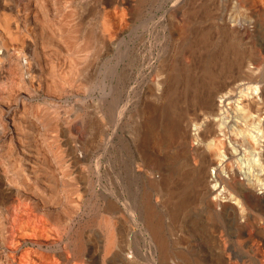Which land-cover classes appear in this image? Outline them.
<instances>
[{
    "label": "bare ground",
    "instance_id": "6f19581e",
    "mask_svg": "<svg viewBox=\"0 0 264 264\" xmlns=\"http://www.w3.org/2000/svg\"><path fill=\"white\" fill-rule=\"evenodd\" d=\"M0 264H264V0H0Z\"/></svg>",
    "mask_w": 264,
    "mask_h": 264
},
{
    "label": "rangeland",
    "instance_id": "374dc122",
    "mask_svg": "<svg viewBox=\"0 0 264 264\" xmlns=\"http://www.w3.org/2000/svg\"><path fill=\"white\" fill-rule=\"evenodd\" d=\"M126 14L128 15V12L126 11ZM126 15V16H127ZM136 23V22H135ZM130 33H134L131 29V23L130 27H126L124 30V36L128 37ZM138 38L136 37L133 40V43L131 46L133 47V53L132 56L134 57V62H133V67L130 68L128 67V60L125 59L124 62H122L121 67H126L125 70H128L130 73L129 79L126 80L125 85L126 88L134 86L135 87L138 85L142 89H146V85H148V79L150 77V69L149 66H151V62L148 60L149 57V49L146 46L147 43L145 44L144 40L141 38L143 34H141V30H137ZM120 47H123V45ZM155 50V49H154ZM157 51V50H155ZM131 56V57H132ZM105 63V64H104ZM109 65V64H108ZM103 66V67H102ZM107 66L106 62H101V64L98 65L100 71V75L98 78L102 77L103 75V70L104 67ZM131 69V70H130ZM102 75V76H101ZM134 80V81H133ZM129 85V86H128ZM145 85V86H144ZM136 88H139V87ZM84 95H88L87 99L88 101L92 98V100L97 101L99 97V92L97 89L93 91H86L84 92ZM127 93L125 92L124 94L122 93L120 96H117V100H119L118 104H114V112L106 114L105 118L103 119V126H100V135L99 136H93L94 134H90V132H85L83 128H79L76 130V135L81 137L85 144H88L89 147H96L94 150L95 155L102 154L101 156V162L104 164V166L107 167L106 161L108 162L107 158L109 153L112 154L115 150H118V153H121L125 150V147H130L127 142H126V129H127V123H128V117L129 114L131 113V109L134 105V100H130L127 102ZM81 115H84V112L86 113L87 110H89L91 114V108L88 109L85 106H81ZM82 108H87L82 109ZM88 112V113H89ZM87 133L88 135L84 134ZM90 134V135H89ZM92 135V138H91ZM84 136H88L87 138ZM79 137V138H80ZM86 138V139H85ZM88 140V141H87Z\"/></svg>",
    "mask_w": 264,
    "mask_h": 264
}]
</instances>
